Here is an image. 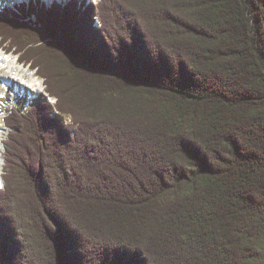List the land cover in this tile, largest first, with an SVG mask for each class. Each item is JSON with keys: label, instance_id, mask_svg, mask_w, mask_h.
<instances>
[{"label": "trees", "instance_id": "trees-1", "mask_svg": "<svg viewBox=\"0 0 264 264\" xmlns=\"http://www.w3.org/2000/svg\"><path fill=\"white\" fill-rule=\"evenodd\" d=\"M0 48L47 95L6 110L0 264H264V0L31 3Z\"/></svg>", "mask_w": 264, "mask_h": 264}, {"label": "bare ground", "instance_id": "bare-ground-1", "mask_svg": "<svg viewBox=\"0 0 264 264\" xmlns=\"http://www.w3.org/2000/svg\"><path fill=\"white\" fill-rule=\"evenodd\" d=\"M6 49L7 48H3L4 51ZM17 61L16 56L0 52V82L4 91H9L10 87L13 86V92L15 93L21 91L22 93H28L29 96L31 95L32 97L39 94L44 87L42 80L35 75H29L28 71L26 72L21 69V67L17 65ZM2 119V112L0 111V129L3 128ZM1 133L3 132L0 131V185H2V174L4 170V154L1 149V140L3 136Z\"/></svg>", "mask_w": 264, "mask_h": 264}, {"label": "rangeland", "instance_id": "rangeland-1", "mask_svg": "<svg viewBox=\"0 0 264 264\" xmlns=\"http://www.w3.org/2000/svg\"><path fill=\"white\" fill-rule=\"evenodd\" d=\"M99 1V0H98ZM98 1L95 0L96 3H98ZM94 3V1H93ZM95 27L96 28H100L99 26V23H95ZM0 52H2L0 50ZM4 52V51H3ZM15 56V55H14ZM18 60V59H17ZM19 67H21L19 64H17ZM21 69H23L24 71H28L29 72V75H35L34 72H32V70L30 68H28V66H24V68L21 67ZM36 76V75H35ZM37 77V76H36ZM1 84V82H0ZM0 111L2 112V117H4L5 115V110L7 108H17L19 110H27V108L29 107V105H32L34 102H36L37 100L39 99H47V95L46 93L43 91V88L41 89V92L37 95H34L33 97L30 95V98H28L27 95H23V93L20 91V92H13V87H11L9 89V91H4V88L2 87V84L0 86ZM12 90V91H11ZM8 92V93H7ZM28 94V93H27ZM29 95V94H28ZM3 120V119H2ZM67 121L68 122H71V119L70 118H67ZM1 133L2 134V140H1V149L3 150V154L5 156V148H4V145H3V142L5 140H7V137H8V132L9 130H7L5 127L1 128L0 129ZM4 159V166H5V158ZM3 187V185H0V189Z\"/></svg>", "mask_w": 264, "mask_h": 264}]
</instances>
